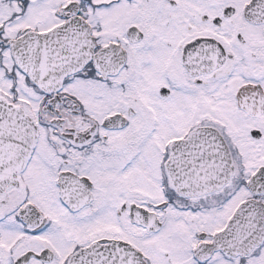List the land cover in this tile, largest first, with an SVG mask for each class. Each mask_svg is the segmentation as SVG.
<instances>
[{
	"label": "snow or ice",
	"instance_id": "obj_1",
	"mask_svg": "<svg viewBox=\"0 0 264 264\" xmlns=\"http://www.w3.org/2000/svg\"><path fill=\"white\" fill-rule=\"evenodd\" d=\"M0 264H264V0H0Z\"/></svg>",
	"mask_w": 264,
	"mask_h": 264
}]
</instances>
